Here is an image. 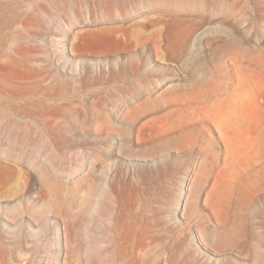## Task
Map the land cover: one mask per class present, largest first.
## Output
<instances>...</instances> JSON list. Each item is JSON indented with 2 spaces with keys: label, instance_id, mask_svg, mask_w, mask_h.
Here are the masks:
<instances>
[{
  "label": "rangeland",
  "instance_id": "obj_1",
  "mask_svg": "<svg viewBox=\"0 0 264 264\" xmlns=\"http://www.w3.org/2000/svg\"><path fill=\"white\" fill-rule=\"evenodd\" d=\"M56 3H0V264H264V0Z\"/></svg>",
  "mask_w": 264,
  "mask_h": 264
},
{
  "label": "bare ground",
  "instance_id": "obj_2",
  "mask_svg": "<svg viewBox=\"0 0 264 264\" xmlns=\"http://www.w3.org/2000/svg\"><path fill=\"white\" fill-rule=\"evenodd\" d=\"M2 1H4V0H0V3ZM56 1L57 0H54V3H56ZM73 1H78V0H61V5L64 4V5L70 6V5H72L71 3ZM100 1H102L106 4L108 12L110 14H112L116 9H118L120 11H126L130 7V5L137 3L139 1L151 2L154 0H100ZM181 1H183V0H181ZM56 4H57V6H55V7H58L59 3L57 2ZM36 21H38V19ZM8 24H9V21L7 19H5L4 17H0V28L1 27L4 28ZM115 24H117V22ZM111 27H112V25H111Z\"/></svg>",
  "mask_w": 264,
  "mask_h": 264
}]
</instances>
